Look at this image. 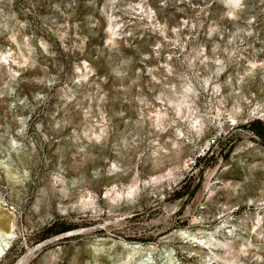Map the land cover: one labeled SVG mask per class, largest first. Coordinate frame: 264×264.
Returning <instances> with one entry per match:
<instances>
[{
	"label": "rangeland",
	"instance_id": "1",
	"mask_svg": "<svg viewBox=\"0 0 264 264\" xmlns=\"http://www.w3.org/2000/svg\"><path fill=\"white\" fill-rule=\"evenodd\" d=\"M263 113L264 0H0V264H264Z\"/></svg>",
	"mask_w": 264,
	"mask_h": 264
},
{
	"label": "bare ground",
	"instance_id": "2",
	"mask_svg": "<svg viewBox=\"0 0 264 264\" xmlns=\"http://www.w3.org/2000/svg\"><path fill=\"white\" fill-rule=\"evenodd\" d=\"M141 8V7H140ZM148 13V12H147ZM151 13V12H150ZM149 13V15H150ZM148 15V14H147ZM151 17V16H150ZM113 24V23H112ZM110 26L108 27L110 30H111V34H115L113 27H111L112 25L109 24ZM114 25V24H113ZM117 25V24H116ZM115 27V25H114ZM163 31V30H162ZM217 61V60H216ZM219 63V62H217ZM167 65V64H166ZM218 65V64H217ZM222 65V64H221ZM220 65L219 63V66L216 67V72H219L220 70H222V66ZM169 66V65H168ZM254 66V64H253ZM168 69V68H167ZM169 71V70H168ZM203 81L204 83L207 85V83L209 82V78H203ZM204 84V85H205ZM213 88H214V92L217 91L219 88H220V85L218 83H215L213 85ZM219 91V90H218ZM197 90L192 86V84L189 82H186L184 84H182V89L180 92H178L176 89H173V93L175 94L176 98L174 100H169L171 104H174V106L176 107V110L178 113H181L182 110H183V107L187 108V113H188V122L190 123L191 127L194 128V130L196 131V133H201L204 125H205V121L204 119L200 116V115H194V112L193 110L195 109V107H193V104L195 103L194 100L191 98V96H197L196 93ZM196 104V103H195ZM194 104V105H195ZM239 108V106H238ZM259 114V113H258ZM264 114V113H263ZM165 115V111H157L155 113V120L157 122V124H160V122L162 121L163 119V116ZM229 118L234 121L235 120V117L230 114L229 115ZM155 122V123H156ZM162 123V122H161ZM156 126H159V125H156ZM161 126V124H160ZM181 130H178V133H180ZM161 176V175H160ZM163 177V176H162ZM161 177V178H162ZM155 179H158V176L155 178ZM135 185V183H134ZM134 186H131L129 191H128V194L131 195L133 192H134ZM120 194V193H119ZM259 221V220H258ZM183 234V233H182ZM181 235V234H180ZM184 235V234H183ZM186 237V236H184ZM193 237V236H192ZM187 238V237H186ZM185 238V239H186ZM189 238V237H188ZM187 238V239H188ZM194 238V237H193ZM186 239V240H187ZM202 240L200 239L199 240V243H201ZM136 247V246H134Z\"/></svg>",
	"mask_w": 264,
	"mask_h": 264
}]
</instances>
